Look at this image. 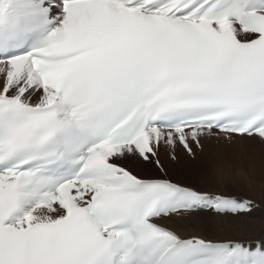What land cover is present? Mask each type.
Listing matches in <instances>:
<instances>
[{
    "label": "snow or ice",
    "instance_id": "1",
    "mask_svg": "<svg viewBox=\"0 0 264 264\" xmlns=\"http://www.w3.org/2000/svg\"><path fill=\"white\" fill-rule=\"evenodd\" d=\"M254 140L264 0H0V264H264L167 223L255 204L161 159Z\"/></svg>",
    "mask_w": 264,
    "mask_h": 264
},
{
    "label": "bare ground",
    "instance_id": "2",
    "mask_svg": "<svg viewBox=\"0 0 264 264\" xmlns=\"http://www.w3.org/2000/svg\"><path fill=\"white\" fill-rule=\"evenodd\" d=\"M178 153L176 163L170 161L167 158V153L163 150L161 159L169 172L176 170L178 173L192 174V163L187 159V154L181 150ZM253 154L264 155V145H261L258 140L240 142L232 146L213 145L195 159L199 163L202 162L198 173L203 176L201 182H205V187L218 186L221 188L226 186L220 192L235 194L234 191H228V185L241 183L249 189L260 191L261 196L257 200L261 202L258 203L257 208L251 211L250 217L243 218V222L233 224L229 223L228 218H221L205 212L191 214L183 218L176 217L167 223L184 235L194 233L209 237L235 236L241 239L264 237V179L254 175L261 174L259 173L260 165L250 159ZM207 165L214 167L212 173L207 171ZM250 199L252 198L250 197Z\"/></svg>",
    "mask_w": 264,
    "mask_h": 264
},
{
    "label": "rangeland",
    "instance_id": "3",
    "mask_svg": "<svg viewBox=\"0 0 264 264\" xmlns=\"http://www.w3.org/2000/svg\"><path fill=\"white\" fill-rule=\"evenodd\" d=\"M167 158L170 160V161H172L169 157H168V155H167ZM187 159L192 163L191 165H192V169H193V173L192 174H187L186 172H184V173H178L176 170H174L173 172L172 171H170V174L172 175V177L174 178V179H176V180H182V181H184L186 184H190V185H192V186H197V187H205V182H201V179H203L202 177L203 176H201V174H199L198 172H199V167H200V164L202 163V162H197V161H195V160H193V159H191V158H188V156H187ZM250 159H252L253 161H255V162H257V164H259L260 165V174L261 175H259V174H254L256 177H262V179H264V155H258V154H253V155H251V158ZM173 162V161H172ZM213 170H214V167L213 166H209V165H207V171L208 172H210V173H212L213 172ZM212 182H213V180H212ZM239 184V183H238ZM244 186V187H243ZM207 187H211V188H213L214 190H217V191H221L222 190V188H225L226 186H224V187H218V186H207ZM217 188V189H216ZM227 188H229L228 189V191H234V193H240V194H243L244 196H250L251 198H253L254 200H256L257 202H261V201H259V200H257V198L259 197V196H261L260 195V191H258V190H255V189H249L248 187H246L245 186V184H239V185H237V184H233V183H231V184H229L228 185V187ZM233 188V189H232ZM235 188V189H234ZM264 198V197H263Z\"/></svg>",
    "mask_w": 264,
    "mask_h": 264
}]
</instances>
